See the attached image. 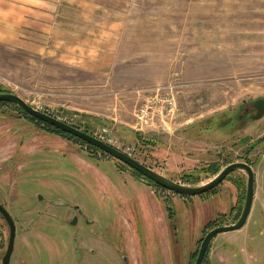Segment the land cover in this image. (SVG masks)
<instances>
[{
    "label": "rangeland",
    "instance_id": "374dc122",
    "mask_svg": "<svg viewBox=\"0 0 264 264\" xmlns=\"http://www.w3.org/2000/svg\"><path fill=\"white\" fill-rule=\"evenodd\" d=\"M63 2L47 54L0 45L3 92L184 185H203L235 162L254 166L261 178L264 118L245 127L239 118L264 98V0ZM171 98L168 130L160 120L140 124L142 107L153 115ZM119 164L0 103V203L17 226L11 264H76L78 246L97 251L78 258L81 264H123L120 247L128 250L124 264H195L207 233L241 216L246 172L184 197L122 173ZM74 206L84 214L76 228ZM255 228L239 231L255 238L246 240L238 264H264L263 225ZM103 232L118 243L110 247ZM235 233L215 243H230ZM9 238L0 214V264ZM211 260L208 253L204 264Z\"/></svg>",
    "mask_w": 264,
    "mask_h": 264
},
{
    "label": "water",
    "instance_id": "95a60500",
    "mask_svg": "<svg viewBox=\"0 0 264 264\" xmlns=\"http://www.w3.org/2000/svg\"><path fill=\"white\" fill-rule=\"evenodd\" d=\"M0 103L16 104L26 114L33 117L34 119L43 122L51 127H54L63 133L69 134L70 136H73L76 139L88 143L89 145L99 149L101 152L111 156L112 158L124 163L125 165L139 172L144 178L152 181L161 188L180 196L194 197L204 195L219 187L231 174L236 173L237 171L246 172L248 176L246 199L240 218L236 223L232 225L219 226L207 233V235L202 240L195 264H204L210 245L219 234L240 230L247 223V220L253 207L255 195V171L249 163H231L227 165L224 169H222L214 178H212L207 183L200 186H187L155 171L151 167L141 163L131 155L119 150L118 148L110 145L109 143H106L103 140L85 131H82L79 128L72 126L67 122L62 121L46 112H42L39 109L34 108L20 96L14 93H0ZM255 107L257 109V114L253 116V119L259 120L264 115V98L256 100ZM0 213L5 218L10 228L9 244L5 256L3 257L2 263L11 264V258L15 250V242L17 236L16 222L12 215L9 213V211L1 203ZM76 223L77 219L75 218L72 221V225H75ZM127 260V257H125V261Z\"/></svg>",
    "mask_w": 264,
    "mask_h": 264
},
{
    "label": "crops",
    "instance_id": "0c3cea01",
    "mask_svg": "<svg viewBox=\"0 0 264 264\" xmlns=\"http://www.w3.org/2000/svg\"><path fill=\"white\" fill-rule=\"evenodd\" d=\"M63 4V0H0V45L19 49L33 56L47 54L49 43L56 38L54 34L58 32V27L60 28ZM257 176L253 207L243 228H248L250 231L256 229L258 225H263L259 232L262 234L264 232V172L261 173V178L259 172ZM243 228L229 236L230 243L226 240L228 241L226 244L220 245L218 241L215 243V239L212 241L211 245H214L209 251L212 264H238L236 259L242 257V254H247L246 240L255 237H240L238 234L242 233ZM250 249L251 247L248 250ZM256 253L255 249L249 252L251 255Z\"/></svg>",
    "mask_w": 264,
    "mask_h": 264
},
{
    "label": "flooded vegetation",
    "instance_id": "af4514ba",
    "mask_svg": "<svg viewBox=\"0 0 264 264\" xmlns=\"http://www.w3.org/2000/svg\"><path fill=\"white\" fill-rule=\"evenodd\" d=\"M11 104V103H10ZM16 105V104H15ZM17 106V105H16ZM19 107V106H18ZM20 108V107H19ZM25 113V112H24ZM26 114V113H25ZM257 114V109H256V107H255V102L254 103H249V104H247L246 106H244L243 107V109H242V112H241V115H240V122L243 124V127H245L246 125H248V123H247V120H249V119H251V120H253V121H259V120H262L263 118H264V115L262 116V118H260L259 120H254L253 119V116L254 115H256ZM28 115V114H27ZM29 116V115H28ZM33 118V117H32ZM36 120V119H35ZM37 122H40V121H38V120H36ZM43 125H47V124H45V123H43V122H41ZM49 127H51V126H49ZM52 128H54V127H52ZM55 130H58V129H56V128H54ZM58 131H60V130H58ZM61 132V131H60ZM61 133H63V132H61ZM66 134V133H65ZM67 135H69V134H67ZM118 161V160H117ZM120 162V161H119ZM122 165H124V166H126V170L124 171H122V173H129V172H131L130 174H131V176L132 177H134L135 179H137V180H141V181H145V179L146 178H144V177H141V176H139V175H137L136 173H135V171H134V169H132V168H130L129 166H127V165H125L124 163H122V162H120ZM121 164H119L120 166H121ZM144 164V163H143ZM146 165V164H145ZM252 166V165H251ZM252 167H254V166H252ZM254 169V168H253ZM255 171V170H254ZM139 173V172H138ZM146 180H148V179H146ZM255 186H256V173H255ZM255 196V195H254ZM4 206V205H3ZM5 207V206H4ZM76 207H78V206H74V209L78 212V215H75L73 218H72V220L70 221V224H71V226H73L74 228H76L77 227V224H79V220H80V217H82V216H84V214H83V211L80 209V208H76ZM6 208V207H5ZM7 209V208H6ZM10 213V212H9ZM1 214V213H0ZM2 215V214H1ZM13 217V216H12ZM77 219V223L75 224V225H72V221L74 220V219ZM5 219V218H4ZM15 220V219H14ZM16 222V221H15ZM17 227V226H16ZM76 233H77V231H75ZM103 234V238H104V242L106 243V244H108L110 247L112 246V244H111V242H113V244H115V243H118L117 241H115V240H112V238L110 237V236H106V234H105V232H103L102 233ZM17 237V236H16ZM10 239V238H9ZM73 239H74V241L73 242H77V239H75V236H73ZM16 243V242H15ZM9 244V243H8ZM84 246V245H83ZM114 247H115V249H116V251H117V249L118 248H116V246L114 245ZM210 247H211V245H210ZM91 246L90 247H88V249H83L82 251H80L79 250V246L78 247H76V248H74V250H73V253L75 254V258L73 259V262H75L76 264H81V262H80V260L78 259V258H81V260H82V258L84 257V255H86V254H88V255H92V254H96V249H92L91 250ZM209 250H210V248H209ZM115 251V250H114ZM126 251L128 252V250L126 249V247H120V259H122V261H124L123 262V264L124 263H127L128 262V260L127 261H125V257H127V259L129 258L128 257V255L126 254ZM208 253H209V251H208ZM208 253H207V255H208ZM81 255V256H80ZM5 256V255H4ZM13 256V255H12ZM207 257V256H206ZM68 259V258H67ZM78 259V260H77ZM206 259V258H205ZM2 262H3V260H2ZM3 264V263H2Z\"/></svg>",
    "mask_w": 264,
    "mask_h": 264
},
{
    "label": "built area",
    "instance_id": "2783aa9c",
    "mask_svg": "<svg viewBox=\"0 0 264 264\" xmlns=\"http://www.w3.org/2000/svg\"><path fill=\"white\" fill-rule=\"evenodd\" d=\"M159 91H161V90H159ZM174 106H175L174 99L171 98V99L167 100V105L165 108L163 107V108L159 109L157 111L158 113H153V115H151L152 112L149 111L150 109H152V107H149V106L142 107L140 110L141 114L139 117V119L141 120L140 124L155 123L156 120H160V122L162 123V125H160V127L164 130H168L167 122L164 120V113L167 112V114H169L173 110ZM144 118L147 119L145 122H143Z\"/></svg>",
    "mask_w": 264,
    "mask_h": 264
},
{
    "label": "trees",
    "instance_id": "16d2710c",
    "mask_svg": "<svg viewBox=\"0 0 264 264\" xmlns=\"http://www.w3.org/2000/svg\"><path fill=\"white\" fill-rule=\"evenodd\" d=\"M0 93H5V92H3V90H1L0 89ZM47 126H49V125H47ZM138 135H139V133H138ZM72 138H75V137H73L72 136ZM77 140H79V139H77ZM79 141H82V140H79ZM83 143H85V144H87L88 146H90V147H93V146H91V145H89L88 143H86V142H84V141H82ZM94 149H96L97 151H100L99 149H97V148H95V147H93ZM135 171V170H134ZM221 170H216L215 171V175H214V177L220 172ZM135 173L137 174V175H139V176H141V177H143L140 173H138L137 171H135ZM149 181V183L151 184V185H154V186H158V185H156L155 183H153L152 181H150V180H148ZM158 187H160V186H158ZM161 188V187H160Z\"/></svg>",
    "mask_w": 264,
    "mask_h": 264
}]
</instances>
